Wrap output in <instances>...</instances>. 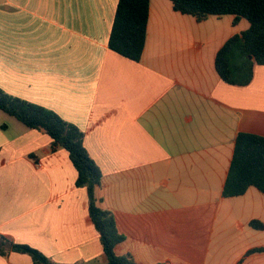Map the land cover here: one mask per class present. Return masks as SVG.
<instances>
[{"label":"crops","instance_id":"crops-1","mask_svg":"<svg viewBox=\"0 0 264 264\" xmlns=\"http://www.w3.org/2000/svg\"><path fill=\"white\" fill-rule=\"evenodd\" d=\"M119 0H0V87L85 134L99 205L140 264H264V193L223 189L239 132L264 136V65L234 85L218 50L239 24L150 0L139 60L109 47ZM75 3L77 8L74 9ZM82 7V8H79ZM79 10V11H78ZM231 24V29L229 27ZM68 151L0 109V235L58 264H107ZM0 264H35L10 250Z\"/></svg>","mask_w":264,"mask_h":264},{"label":"trees","instance_id":"trees-1","mask_svg":"<svg viewBox=\"0 0 264 264\" xmlns=\"http://www.w3.org/2000/svg\"><path fill=\"white\" fill-rule=\"evenodd\" d=\"M173 8L202 21L209 15L234 16V23L245 18L249 27L232 35L218 50L216 69L221 78L234 85H247L254 76L255 65H264V0H171ZM150 0H119L109 38V47L119 54L139 60L147 37ZM0 109L16 117L27 127L47 133L52 148L63 147L77 170L76 185L86 187L89 214L106 255L107 264H140L131 255L117 254L116 245L124 239L113 213L99 205L96 189L101 185L102 171L84 144V132L56 111L9 94L0 87ZM254 186L264 193V136L239 132L223 195L238 196ZM258 229L264 223L252 220ZM263 247L251 251L263 250ZM10 250L28 253L35 264H58L42 251L28 244L14 242L0 235V254Z\"/></svg>","mask_w":264,"mask_h":264},{"label":"rangeland","instance_id":"rangeland-1","mask_svg":"<svg viewBox=\"0 0 264 264\" xmlns=\"http://www.w3.org/2000/svg\"><path fill=\"white\" fill-rule=\"evenodd\" d=\"M75 8L74 9H78L77 8V3H75ZM79 8H82V7H79ZM79 11V10H78ZM189 15V14H188ZM219 21H230V23L232 22V21H234V16L233 15H231V14H226V15H223L222 16V18L221 19H219ZM240 22H239V24H237V25H235V26H231V24L229 23V27H230V29H231V27H232V29H234V30H238V31H240V30H246L248 27H249V22H248V20L247 19H245V18H242L241 20H239ZM240 33V32H239Z\"/></svg>","mask_w":264,"mask_h":264}]
</instances>
